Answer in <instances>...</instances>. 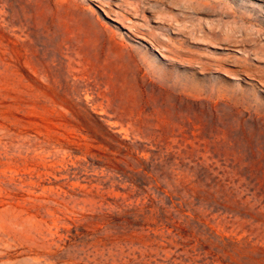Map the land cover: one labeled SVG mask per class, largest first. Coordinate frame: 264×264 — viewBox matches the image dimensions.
Returning <instances> with one entry per match:
<instances>
[{
    "label": "rangeland",
    "instance_id": "rangeland-1",
    "mask_svg": "<svg viewBox=\"0 0 264 264\" xmlns=\"http://www.w3.org/2000/svg\"><path fill=\"white\" fill-rule=\"evenodd\" d=\"M0 264H264V0H0Z\"/></svg>",
    "mask_w": 264,
    "mask_h": 264
}]
</instances>
